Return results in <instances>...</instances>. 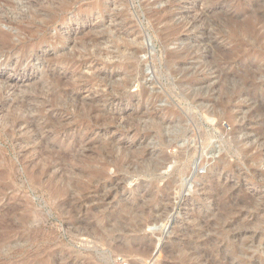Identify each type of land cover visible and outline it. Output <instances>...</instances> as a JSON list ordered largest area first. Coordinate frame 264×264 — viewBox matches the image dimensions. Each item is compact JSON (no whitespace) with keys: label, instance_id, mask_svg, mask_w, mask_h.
Returning a JSON list of instances; mask_svg holds the SVG:
<instances>
[{"label":"rangeland","instance_id":"1","mask_svg":"<svg viewBox=\"0 0 264 264\" xmlns=\"http://www.w3.org/2000/svg\"><path fill=\"white\" fill-rule=\"evenodd\" d=\"M0 29V264H264V0H0Z\"/></svg>","mask_w":264,"mask_h":264},{"label":"bare ground","instance_id":"2","mask_svg":"<svg viewBox=\"0 0 264 264\" xmlns=\"http://www.w3.org/2000/svg\"><path fill=\"white\" fill-rule=\"evenodd\" d=\"M251 16V15H250ZM263 18V17H262ZM11 37H12V35L11 34H9L8 32H6V31H4V30H2V29H0V48H5V47H8V45L10 44V39H11ZM42 89V88H41ZM110 119V118H109ZM16 122V121H15ZM33 125V124H32ZM37 146H35L34 147V150H37ZM42 150H44V149H39V151H41L42 152V154L43 153H46L47 152V150H45L44 152L42 151ZM40 153V152H39ZM163 158V157H162ZM163 159H165V158H163ZM161 162H162V160H159V161H157V165H159V164H161ZM60 175V174H59ZM67 206V205H66ZM71 209V208H70ZM132 211V210H131ZM139 214V213H138ZM127 222V221H126ZM108 228V227H107ZM85 232V231H84ZM115 232V231H114ZM119 249V248H118ZM120 250V249H119ZM134 250H136V249H134ZM148 250V249H147ZM129 251V250H128ZM139 251V250H138Z\"/></svg>","mask_w":264,"mask_h":264}]
</instances>
